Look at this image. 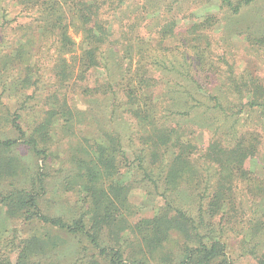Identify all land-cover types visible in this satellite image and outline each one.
Returning a JSON list of instances; mask_svg holds the SVG:
<instances>
[{"label":"rangeland","instance_id":"obj_1","mask_svg":"<svg viewBox=\"0 0 264 264\" xmlns=\"http://www.w3.org/2000/svg\"><path fill=\"white\" fill-rule=\"evenodd\" d=\"M184 2L169 24L162 0H136L133 16L113 23V37L94 64L78 20L67 18L63 42L38 31L39 13L27 0H0L2 259L15 263L26 241L47 230L26 209L17 212L2 200L8 192L33 190L47 216L104 218L103 244H120L125 258L141 256L143 237L158 239L153 264H175L183 251L175 229L154 228L173 215L172 205L195 215L198 203L209 211L220 202L211 219L218 234L224 230L228 255L235 264L260 263L251 250H264V111L241 102L262 96L249 91H264V38H256L264 32V6L229 18L213 6ZM129 23L136 33L121 41ZM118 39L116 53L108 54L105 47ZM104 56L121 63L110 77L115 93L106 91ZM146 76L154 80L149 86L142 85ZM182 84L195 98L172 91ZM189 105L200 110L187 111ZM150 114L151 123L140 118ZM114 139L113 167L95 163L99 143ZM138 151L159 188L137 167ZM38 179L42 187L32 189ZM50 232L61 254L42 258L44 264L103 262L83 237Z\"/></svg>","mask_w":264,"mask_h":264},{"label":"trees","instance_id":"obj_2","mask_svg":"<svg viewBox=\"0 0 264 264\" xmlns=\"http://www.w3.org/2000/svg\"><path fill=\"white\" fill-rule=\"evenodd\" d=\"M27 1L30 2L31 7L36 8L39 13L38 24H36V26L38 27V31L44 28L46 29L44 31L49 32L52 38H61L63 42H65V40L69 38L67 35V25L65 23L68 17L78 20L83 26H85L83 30L85 32V38L88 41V49L85 51V54L90 55V59L92 58V63L94 64H97L95 60L97 52L101 49L102 45L106 43L108 38L110 39L113 37V23H116L118 26L123 25V15L129 20L130 17L133 16L134 12V10L131 9V6L136 5V0ZM162 1L164 2L162 6L167 11V20L169 24H171L176 15L180 13L181 4H183L184 1L186 2V0ZM189 1L193 4L202 5L204 7L213 6L216 8L217 12H220L224 16H227L229 18L237 16L245 7L254 8L255 6H264V0ZM123 4L124 6H121ZM148 9L149 8H147L145 12H147ZM110 11H113V14H110L111 16H109ZM53 17L55 18V20L51 22ZM116 17L118 18L115 20ZM125 26L127 27V29L122 30L121 41H125L127 37H132L135 32L134 26L132 24L129 23ZM136 36L138 37V35H135V37ZM256 38H264V32ZM114 43L119 44L120 40H110L109 47H105L108 54L113 55L116 53V45H114ZM123 53L125 55H128L130 53L129 46L126 45L123 48ZM104 59L105 63L103 64V68L106 69V78L104 79V82L107 86L106 91L115 93L111 82L112 79H110V77L113 73L114 66L121 63L119 61L117 62V58L112 56L110 57V59L107 58V56H104ZM123 65L126 66L128 65V63L125 62V64ZM87 67L88 66H86V68ZM84 71L85 70H83V72ZM147 80L154 81L152 77L146 76L142 82V85H151V82H147ZM115 83H117V81H115ZM139 83H141V81ZM181 86L183 87L174 89L172 91L174 93H186L189 96L195 98V94L186 85L182 84ZM121 89H126V85ZM131 89L132 88H127V90ZM259 91H261V97L256 98L254 94L251 101L246 103L241 102V107L244 108L246 106L251 111L260 110L261 108V113H263L264 91L262 89H255L249 92L258 93ZM239 95L240 97L242 96L240 90ZM127 97L133 99L136 96L133 94H127ZM205 107L213 108L214 111L216 110V107ZM187 108L190 109L187 111H193L191 109L200 110V107L196 105H189ZM187 108L185 107V109ZM217 110L222 111L224 109L222 106H219ZM176 113L184 112L177 111ZM201 113L204 116L206 115L205 110L201 111ZM225 116L229 117L230 115ZM140 118L143 121L149 123L155 120V116L153 114L142 115L140 116ZM2 144L8 145L9 142H5ZM115 145L116 139L99 143L98 152L96 153L98 156L94 158V162H105L107 163L108 167H113L116 160L114 151L116 152L115 147L117 146ZM106 151L108 153H106ZM142 151H138L139 155L136 159V161L138 162L136 164L137 167H140L145 171L147 170V167L145 166V161L142 159L143 156H141ZM174 158L175 157L171 159ZM145 174L153 184V187L155 189L159 188L160 184L157 183L158 180L152 178V174H147L146 171ZM158 179H161V174L158 176ZM38 181V184H36V182L34 181L31 182L32 189L35 185H37V188L39 189L42 187V180L38 179ZM163 188H165L166 190V188L168 187L165 186ZM37 197L38 196H36V193L33 190H26V194L23 191H19L16 193L8 192L6 196H3L2 200H6L9 204V207H14L17 212H24L26 209V215H28V219L36 220L42 226L46 227L47 230L45 229L44 232L33 235L34 237H32L29 241H26V251L21 252L18 260L15 263H12L8 259H2L3 257L0 256V264H44L42 258H51L52 256L55 257V255L57 254H61V252L56 248L57 243L54 244V241L56 240L54 237H52L50 230L60 232L61 234L66 235V237L67 235L72 237L81 236L84 239L88 240L90 244L93 245V248L94 250H96L99 258L103 259V262L99 259H95L92 264H153L151 262V259H155L156 250L162 247V244L158 239L153 240V238L150 237H143L142 242L144 243V248L146 250L144 249L143 252H141V256H127L125 258L126 253L121 249L120 244H118V246H105V244H103L104 241L101 239V233L99 234V232L104 227L102 226V221L104 218L100 217L97 219L93 215L92 217H90V222H88L85 221L86 219L84 214H81V216H78L77 218L67 219L63 218L60 215L47 216L41 211ZM198 205H200V207L196 205L197 207L195 208V215L193 214V211H191L190 209H186L180 204H176L175 206L172 205L171 207L173 209V215L162 218L157 225H154L155 230H158L159 226L175 229L183 238V251L175 264H235L228 255L227 243L224 241L225 238H223V228L220 234H218L219 229L216 230L214 228V222H212L211 219L214 215L213 212L217 211V209L221 207L220 202H212L211 204H209V211H204V202H201L200 204L198 203ZM118 229L119 233L120 231H123L122 228L118 227ZM261 240L262 242H264V238H261ZM57 241L59 240L57 239ZM153 242L158 243L157 246H149V243ZM243 243L245 244V242ZM257 244L259 246L258 242L255 243L252 247H255ZM251 253H253L257 257V259L260 260L259 264H264V250L257 251L256 249H252Z\"/></svg>","mask_w":264,"mask_h":264}]
</instances>
